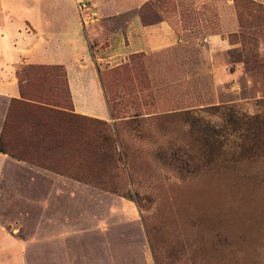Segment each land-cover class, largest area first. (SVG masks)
Masks as SVG:
<instances>
[{
    "label": "rangeland",
    "instance_id": "374dc122",
    "mask_svg": "<svg viewBox=\"0 0 264 264\" xmlns=\"http://www.w3.org/2000/svg\"><path fill=\"white\" fill-rule=\"evenodd\" d=\"M162 1L173 46L89 43L109 121L73 116L63 68L21 69L54 106L12 100L0 133V227L27 264H264V0Z\"/></svg>",
    "mask_w": 264,
    "mask_h": 264
},
{
    "label": "crops",
    "instance_id": "0c3cea01",
    "mask_svg": "<svg viewBox=\"0 0 264 264\" xmlns=\"http://www.w3.org/2000/svg\"><path fill=\"white\" fill-rule=\"evenodd\" d=\"M78 2L86 5L80 12ZM165 5L162 0H0V133L8 104L26 98L20 77L25 66L63 68L73 116L109 121L89 43L109 42L111 56L164 51L180 40L176 16L160 11ZM25 251V242L0 227V264H27Z\"/></svg>",
    "mask_w": 264,
    "mask_h": 264
},
{
    "label": "trees",
    "instance_id": "16d2710c",
    "mask_svg": "<svg viewBox=\"0 0 264 264\" xmlns=\"http://www.w3.org/2000/svg\"><path fill=\"white\" fill-rule=\"evenodd\" d=\"M34 69V68H32ZM24 98V97H23ZM17 104L21 110H23L27 115L31 116V118H37L39 115H43V111L46 108V104L42 101L31 99V98H24V100H17ZM52 106L51 104H47ZM54 107V106H53ZM34 131H36V134H39L40 131H42L41 124L37 123L34 125ZM39 137V136H38ZM0 152L7 153L3 146H2V138L0 140Z\"/></svg>",
    "mask_w": 264,
    "mask_h": 264
},
{
    "label": "built area",
    "instance_id": "2783aa9c",
    "mask_svg": "<svg viewBox=\"0 0 264 264\" xmlns=\"http://www.w3.org/2000/svg\"><path fill=\"white\" fill-rule=\"evenodd\" d=\"M80 7V6H79ZM84 8H86V5H84L83 3H81V7H80V9H84Z\"/></svg>",
    "mask_w": 264,
    "mask_h": 264
}]
</instances>
